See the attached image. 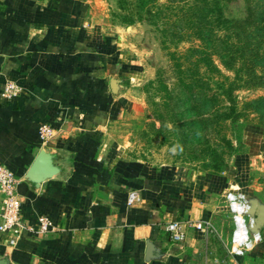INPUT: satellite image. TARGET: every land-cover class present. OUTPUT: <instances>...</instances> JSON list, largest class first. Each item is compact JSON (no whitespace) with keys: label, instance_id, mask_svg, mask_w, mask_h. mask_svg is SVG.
<instances>
[{"label":"crops","instance_id":"crops-1","mask_svg":"<svg viewBox=\"0 0 264 264\" xmlns=\"http://www.w3.org/2000/svg\"><path fill=\"white\" fill-rule=\"evenodd\" d=\"M111 1L0 0V90L7 81L21 89L12 101L0 99V162L19 180L24 216L43 214L54 228L14 247L0 235V258L8 264H264V241L243 258L224 253L230 239L219 237L218 218L221 198L239 188L235 178L135 159L114 139L111 123L147 71L130 37L135 28L110 25ZM42 123L53 129L46 142L38 133ZM255 145L236 159V174L249 177L254 159L264 163V137ZM41 151L59 172L34 186L26 176ZM132 191L137 199L128 205ZM173 221L208 226L188 228L184 241L174 243L164 229ZM261 233L264 238V227Z\"/></svg>","mask_w":264,"mask_h":264},{"label":"rangeland","instance_id":"rangeland-1","mask_svg":"<svg viewBox=\"0 0 264 264\" xmlns=\"http://www.w3.org/2000/svg\"><path fill=\"white\" fill-rule=\"evenodd\" d=\"M194 2L112 0L109 3L106 14L110 25L122 29L135 28L130 37L138 45L140 61L147 71L146 79L132 89L128 107L111 123L114 139L120 141L127 154L135 159L158 165H177L188 172L230 175L239 188L228 192L240 193L249 200L250 197L255 198L258 205L264 207V163L261 159L253 160L249 177L235 173L236 159L251 152L252 147L258 145L253 146V142L264 137V122L261 123L258 115L246 105L250 100L263 96L264 89L258 84L240 89L242 84H233L232 99L238 102L236 116H229L223 108L219 111L203 109L205 97L211 95L221 101L215 102L217 107L224 103L227 97L222 95L220 88L223 84L233 83L236 75L224 69L216 57L223 79L206 75L204 68H197L194 64L187 65L184 59L187 49L193 45L204 47L203 42L189 36L185 30L187 26L181 22L187 5ZM220 2L226 18L233 23L230 24L233 28L220 31L221 36L238 32L237 22L249 24L247 31L253 33L257 16L264 8V0ZM170 53L175 54V60ZM180 63L184 74L176 67ZM192 74L198 75L195 80ZM190 82L191 91L185 86ZM124 84L128 88V83ZM205 84H208V90ZM259 124L263 125L261 129L257 127ZM258 132L262 134L258 135ZM226 194L221 198L222 210L217 226L219 237L225 243L230 239L233 228L226 209ZM224 253L228 255L225 249ZM225 255L222 254V258Z\"/></svg>","mask_w":264,"mask_h":264},{"label":"trees","instance_id":"trees-1","mask_svg":"<svg viewBox=\"0 0 264 264\" xmlns=\"http://www.w3.org/2000/svg\"><path fill=\"white\" fill-rule=\"evenodd\" d=\"M261 10L257 16V24L252 29L253 33L247 31L249 24L237 22L238 32L221 36L220 31H228L233 28V25H230L232 21L226 18L220 0H195L194 3L187 5L186 15L181 22L187 26L185 30L189 32V36L193 37V40L204 44V47L193 45L187 49V56L184 57L188 62L187 65L194 64L197 68H204L206 75L212 78L217 76V80L223 79V74L214 59L216 57L224 69L232 71L236 75L233 83L223 84L220 88L222 95L227 97L224 103L222 102V105L217 107L215 102H221L219 99L216 100L217 96L205 97L202 105L204 110L219 111L223 108L229 112V116H236L238 102L232 99L233 84H242L239 89L250 88L251 84H258L260 88L264 89V8ZM216 33H218V37ZM237 33L239 34L237 35ZM174 36L176 35L174 34ZM174 55L170 53L172 60H175ZM176 67L180 69V73L184 74L181 70L182 63ZM192 76L195 80L198 75L192 74ZM191 82L185 85L190 91L192 90ZM205 87L208 90V84H205ZM246 105L258 115V120L263 123L264 95L250 100ZM257 127L261 129L263 125Z\"/></svg>","mask_w":264,"mask_h":264},{"label":"built area","instance_id":"built-area-1","mask_svg":"<svg viewBox=\"0 0 264 264\" xmlns=\"http://www.w3.org/2000/svg\"><path fill=\"white\" fill-rule=\"evenodd\" d=\"M21 93L20 87L13 81H7L0 90V99L12 101ZM40 139L46 142L53 134L52 127L42 123L38 127ZM19 180L4 164L0 162V235L6 237V244L14 247L22 239L43 237L54 228L52 222L43 214H36L33 220L24 216L22 207L25 198L17 192ZM137 199V193L128 195V205ZM226 209L230 214L232 232L228 247L231 258H243L257 249L264 241L261 231H252L253 219L248 215L250 200L240 193L228 192L225 196ZM205 222L173 221L165 226V232L174 243L184 241L188 228L205 229Z\"/></svg>","mask_w":264,"mask_h":264},{"label":"water","instance_id":"water-1","mask_svg":"<svg viewBox=\"0 0 264 264\" xmlns=\"http://www.w3.org/2000/svg\"><path fill=\"white\" fill-rule=\"evenodd\" d=\"M51 162L52 157L41 151L29 169L26 179L32 182L34 186H38L46 179L56 175L59 169L54 167ZM248 215L253 219L251 230L261 231L264 227V207L258 205L256 200H250ZM0 264H8V262L5 258H0Z\"/></svg>","mask_w":264,"mask_h":264}]
</instances>
